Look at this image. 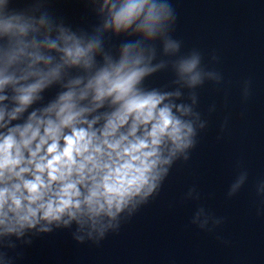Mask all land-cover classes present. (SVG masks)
Here are the masks:
<instances>
[{
  "label": "clouds",
  "instance_id": "9594fccd",
  "mask_svg": "<svg viewBox=\"0 0 264 264\" xmlns=\"http://www.w3.org/2000/svg\"><path fill=\"white\" fill-rule=\"evenodd\" d=\"M5 3L0 0V9ZM104 7L110 17L105 29L115 34L132 30L145 39L155 37L170 14V5L154 0H116L110 5L104 0ZM30 30L37 31L23 16L0 12V36L15 40L14 47L0 54V102L9 99L3 93L11 87L14 104L10 110L0 107V236L22 235L42 220L65 225L76 220L103 236L112 226L102 223L104 217L116 220L130 205L134 208L158 194L168 166L194 146L193 125L181 118L191 110L164 103L172 93L138 87L159 67L145 63L140 41L125 44L119 62L105 56L104 66L93 72L99 39L84 43L61 28L57 40L63 46L48 37L25 43L22 38ZM45 47L60 54L58 63L53 65L54 57L41 53ZM178 49L177 42L166 40V52ZM21 57L30 63L17 75L10 69ZM41 62L47 70L37 67ZM199 62L197 55L179 62L178 71L189 85L200 82ZM65 68H82L89 75L70 79L55 102L32 111L22 125H12L45 88L62 79ZM105 104L111 111L91 115Z\"/></svg>",
  "mask_w": 264,
  "mask_h": 264
}]
</instances>
